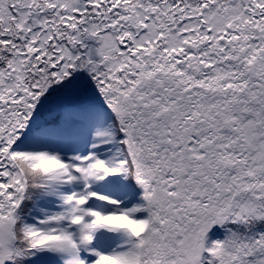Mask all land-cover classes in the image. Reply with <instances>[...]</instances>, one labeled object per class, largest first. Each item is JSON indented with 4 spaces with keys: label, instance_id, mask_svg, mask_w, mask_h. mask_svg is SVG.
<instances>
[{
    "label": "snow or ice",
    "instance_id": "6c2138e0",
    "mask_svg": "<svg viewBox=\"0 0 264 264\" xmlns=\"http://www.w3.org/2000/svg\"><path fill=\"white\" fill-rule=\"evenodd\" d=\"M0 264H264V0H0Z\"/></svg>",
    "mask_w": 264,
    "mask_h": 264
}]
</instances>
